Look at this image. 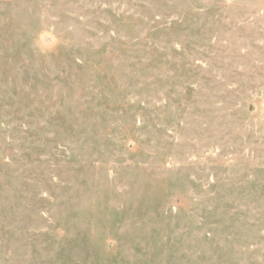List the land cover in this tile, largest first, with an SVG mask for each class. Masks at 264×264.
Returning <instances> with one entry per match:
<instances>
[{"label": "rangeland", "instance_id": "rangeland-1", "mask_svg": "<svg viewBox=\"0 0 264 264\" xmlns=\"http://www.w3.org/2000/svg\"><path fill=\"white\" fill-rule=\"evenodd\" d=\"M0 264H264V0H0Z\"/></svg>", "mask_w": 264, "mask_h": 264}]
</instances>
